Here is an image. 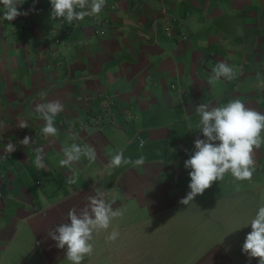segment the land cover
I'll return each mask as SVG.
<instances>
[{
	"label": "crops",
	"instance_id": "crops-1",
	"mask_svg": "<svg viewBox=\"0 0 264 264\" xmlns=\"http://www.w3.org/2000/svg\"><path fill=\"white\" fill-rule=\"evenodd\" d=\"M17 8L28 15L9 22L0 5V123L7 127L0 136V264H35L36 246L42 255L57 251L53 260H61L67 247L58 248L48 231L69 223V209L79 212L99 191L115 200L113 210H123L104 231L105 237L119 232L108 240L107 264L163 258L161 264H173L164 245L192 224L180 212L211 221L227 201L238 206L249 196L257 206L255 187L226 190L229 181L238 185L231 173L188 205L179 201L190 191L184 161L195 151L194 140L204 138L195 107L239 99L264 113V0H106L100 14L71 25L50 19V0H25ZM220 61L237 70L235 79H213ZM50 100L64 106L54 120L55 137L44 136L45 121L35 112L36 104ZM21 120L27 128L17 126ZM26 135L32 142L24 146L19 141ZM9 141L16 145L11 154L4 151ZM72 143L93 147L95 162L82 156L61 167L63 148ZM37 147L44 149L42 170L34 165ZM121 150L145 163L111 167ZM253 154L254 165L264 161L261 150ZM235 223L224 226L231 234L222 245L223 264L243 263L245 230ZM97 232L90 243L98 244ZM100 254L97 246L89 264ZM182 259L206 262L203 254Z\"/></svg>",
	"mask_w": 264,
	"mask_h": 264
},
{
	"label": "clouds",
	"instance_id": "clouds-1",
	"mask_svg": "<svg viewBox=\"0 0 264 264\" xmlns=\"http://www.w3.org/2000/svg\"><path fill=\"white\" fill-rule=\"evenodd\" d=\"M25 0H0V5L5 9L3 17L11 22L20 15H28V11H20L17 5H22ZM36 0H33V5ZM51 20H59L69 25L74 21H82L86 16H94L101 13L106 0H91L90 10L85 11L89 6V0H50ZM30 10H35L34 8ZM213 79L221 77L228 80L235 79L237 70L220 61L212 67ZM46 92H41L43 99ZM63 103L60 100H50L35 105V112L45 121L42 133L45 137H55L58 129L55 126V117L63 111ZM200 116L196 128L200 130L203 139L194 140L195 151L184 161V167L191 169L188 173L190 191L179 203L188 205L193 202L197 195L211 187L214 181L222 180L226 173L238 181L251 180L254 168V149H259L264 144V113L246 107L239 99L229 101L223 106H210L200 103L195 107ZM20 128H27L26 121L21 120ZM7 130L6 125L0 123V136ZM75 138V137H73ZM219 141V143H215ZM31 137L25 136L19 141L27 146L31 143ZM143 142H141L142 144ZM4 151L8 154L16 151V145L9 141L4 145ZM34 165L37 170L45 168L44 149H35ZM64 159L59 161L61 167H72L81 157H86L90 163L97 158L96 151L91 146L81 147L77 143L63 148ZM145 163L143 156L135 160L125 157L123 151H118L112 156L110 166L119 168L122 165L131 164L140 167ZM69 183H75L70 179ZM107 191H99L95 196L88 197L89 204L77 212L76 208L69 209L67 213L69 223H61L48 231V236L56 242L58 248L67 247L66 258L71 264H82L86 256L93 251L94 231L107 230L111 221L123 215V210H113L115 200L108 201ZM251 231L246 235L242 245V252L249 258H259L258 264H264V205L260 206L255 217L250 222ZM119 236L117 230H113L107 237L109 241H115Z\"/></svg>",
	"mask_w": 264,
	"mask_h": 264
},
{
	"label": "rangeland",
	"instance_id": "rangeland-1",
	"mask_svg": "<svg viewBox=\"0 0 264 264\" xmlns=\"http://www.w3.org/2000/svg\"><path fill=\"white\" fill-rule=\"evenodd\" d=\"M263 76L259 77V85L260 87H264ZM261 136L264 137V132L261 133ZM259 151L261 150L264 154V144L261 145ZM254 160L257 158L253 154ZM255 171L253 172V176L251 180H243V181H234L238 185L231 186L230 181L228 182V187L226 190H231L232 188H247V187H255L259 190V197L257 206H252L254 200H252L249 196V202L245 200L242 204L240 203L238 206H235L231 201H227L226 204L221 206V209L215 212H212L211 221L206 220L207 216L203 213L195 216V213L180 212L179 218L181 216H186L184 220L192 221V224L189 228L178 229L180 230V234L178 238H176L174 243H169L164 245V255L172 256L174 255V259L171 260L173 264H185V260L182 259V255L188 254V258L193 254H196L199 257L201 254L204 255L206 262L202 261V264H223V256L222 253V245L226 238L231 234V229L229 228L232 222H236V227L244 228V236L251 231V218L255 217V213L253 210H258L260 206L264 205V161L259 162L258 165H254ZM258 168V169H257ZM230 173V172H229ZM251 203V204H250ZM214 208V207H213ZM243 212V216L240 217V214ZM250 215V218H249ZM120 223H124V219L119 220ZM228 222V223H227ZM225 224L228 228L224 227ZM103 229L99 230L96 235L99 237L98 244L94 241L93 248L95 249L97 246L101 249V254L98 259L93 261V264H107L105 257L107 256V245L108 239L105 237ZM233 236V235H232ZM221 239V241H220ZM161 244V243H160ZM242 246V245H241ZM41 248L36 246L34 253L38 256L40 255V260L35 264H70L69 260H67L66 256H63L62 259H54V255L57 251L52 254H41ZM119 257L122 254L118 253ZM152 256V255H151ZM89 256H86L82 261L83 264H89L91 261L88 260ZM243 263L242 264H258V259L256 257L249 258L245 253H243ZM180 258V259H177ZM32 258H27L24 263H29ZM161 261L165 262L166 259H155L149 260V264H161ZM222 261V262H221ZM115 264H124L122 261L115 262ZM135 264V263H133ZM137 264H141L138 262ZM199 264V262H197Z\"/></svg>",
	"mask_w": 264,
	"mask_h": 264
},
{
	"label": "built area",
	"instance_id": "built-area-1",
	"mask_svg": "<svg viewBox=\"0 0 264 264\" xmlns=\"http://www.w3.org/2000/svg\"><path fill=\"white\" fill-rule=\"evenodd\" d=\"M169 27H170V23L168 22V23L165 24V30L168 31L169 30ZM181 37L183 38L184 35L182 34ZM58 40H59L58 37H54L53 38V41L54 42H57Z\"/></svg>",
	"mask_w": 264,
	"mask_h": 264
}]
</instances>
